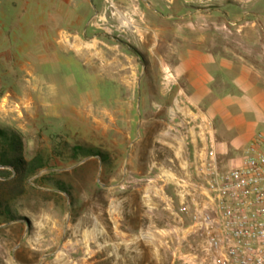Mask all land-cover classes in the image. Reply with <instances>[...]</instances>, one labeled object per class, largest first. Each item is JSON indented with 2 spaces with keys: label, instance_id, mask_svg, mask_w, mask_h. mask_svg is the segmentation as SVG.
Here are the masks:
<instances>
[{
  "label": "rangeland",
  "instance_id": "obj_1",
  "mask_svg": "<svg viewBox=\"0 0 264 264\" xmlns=\"http://www.w3.org/2000/svg\"><path fill=\"white\" fill-rule=\"evenodd\" d=\"M115 2L134 18V31L101 24L104 0H0V127L19 132L26 159L45 157L35 177L52 172L77 198L70 209L64 193L47 191L35 205L24 197L15 207L29 226L0 216V264H83L79 247L100 250L106 187L121 181L133 153H146L164 125L149 120L156 102L137 98L140 75L158 90L162 78L158 60L149 61L139 45L150 41L137 33L151 27L147 1ZM74 146L107 152L110 165L74 156ZM156 241V264H170L163 240ZM148 247L142 245L146 264Z\"/></svg>",
  "mask_w": 264,
  "mask_h": 264
},
{
  "label": "crops",
  "instance_id": "obj_2",
  "mask_svg": "<svg viewBox=\"0 0 264 264\" xmlns=\"http://www.w3.org/2000/svg\"><path fill=\"white\" fill-rule=\"evenodd\" d=\"M146 1L151 27L137 33L150 41L139 45L160 69L171 68L176 82L166 86L161 78L158 90L139 76L138 100L156 102L149 120L164 125L146 153H133L121 181L106 187L103 244L98 251L88 243L79 247L83 264H146L142 245L149 246L147 263L156 264V240L167 248L175 238L168 199L178 210V192L194 187L195 166L207 150L213 148L219 169L227 170L264 132V0ZM142 84L151 87L142 91ZM143 228L150 235L140 242Z\"/></svg>",
  "mask_w": 264,
  "mask_h": 264
},
{
  "label": "built area",
  "instance_id": "obj_3",
  "mask_svg": "<svg viewBox=\"0 0 264 264\" xmlns=\"http://www.w3.org/2000/svg\"><path fill=\"white\" fill-rule=\"evenodd\" d=\"M104 2L98 17L105 28L135 30L134 18L115 0ZM161 71L164 85L175 84L171 68ZM195 172L194 187L178 192V210L168 199L173 218L168 230L175 236L166 241L170 264H264V132H257L243 148L238 164L220 170L209 148ZM149 235L146 228L137 233L140 240Z\"/></svg>",
  "mask_w": 264,
  "mask_h": 264
},
{
  "label": "trees",
  "instance_id": "obj_4",
  "mask_svg": "<svg viewBox=\"0 0 264 264\" xmlns=\"http://www.w3.org/2000/svg\"><path fill=\"white\" fill-rule=\"evenodd\" d=\"M74 156L90 157L102 166L110 165V155L100 149L74 146ZM47 167L45 157L35 153L29 159L24 156L22 137L16 130L0 127V216L5 221H21L29 226V219L16 212V205L25 197L27 203L35 205L39 198L47 199V191L54 195L64 193L69 198V207L77 204L73 186L61 178L53 177L52 172L39 175ZM76 167L74 170H77ZM31 180L32 178H34ZM45 197V198H44ZM28 208V206H23Z\"/></svg>",
  "mask_w": 264,
  "mask_h": 264
},
{
  "label": "water",
  "instance_id": "obj_5",
  "mask_svg": "<svg viewBox=\"0 0 264 264\" xmlns=\"http://www.w3.org/2000/svg\"><path fill=\"white\" fill-rule=\"evenodd\" d=\"M114 38V37H113Z\"/></svg>",
  "mask_w": 264,
  "mask_h": 264
}]
</instances>
